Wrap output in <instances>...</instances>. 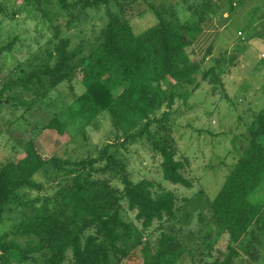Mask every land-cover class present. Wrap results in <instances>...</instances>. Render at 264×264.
<instances>
[{"label":"rangeland","instance_id":"1","mask_svg":"<svg viewBox=\"0 0 264 264\" xmlns=\"http://www.w3.org/2000/svg\"><path fill=\"white\" fill-rule=\"evenodd\" d=\"M189 1L192 8L201 2ZM163 2L171 10L180 4V0ZM51 3L52 25L32 3L0 0V96L11 100L0 104V166L23 156L22 147L29 137L45 160L58 157L74 162L87 157L96 158L105 144H111L109 154L124 164L132 182L148 180L153 184V190L172 192L175 201L172 217L155 220L148 228H143L135 218L136 210H130L126 201L120 200V215L130 225L131 233L129 236L121 233L118 246L125 254L112 253L110 264H144L145 259L150 262L162 234L172 236L182 250L174 264H219L228 255L226 247L229 240L228 235L216 225L210 204L246 147L245 135L255 120L253 115L264 107V44L254 40L258 30L255 33L247 26L256 18V7L260 16L264 15V0H250L242 13L228 20L227 27L225 21L220 22L225 28L211 56L204 61L203 69L214 66L216 74L228 71L223 85H210L206 83L208 78H199L202 82L187 102L176 101L168 111V120L162 119L165 124H172L175 159L183 164L181 173L191 182L189 188L163 180L160 157L151 150L146 138L123 141L112 128L105 112L88 125L71 113L74 96L82 94L88 85L79 71L80 60L99 43L100 31L107 19L104 6H101L80 11L78 20L67 25L70 11H61L54 0ZM127 6L123 11H119L114 4L110 8L130 23L134 33L138 34L157 22L147 7V1L138 0ZM184 9L183 6L178 9L180 22L197 23L196 16ZM210 17L207 15L201 23L205 24ZM55 31L59 32V38L69 39L70 50L81 48L73 61L79 71L73 81L60 82L54 88L33 82L27 88L11 85L17 78H23L24 73L54 65ZM239 33L243 36L237 35ZM247 41L256 43L247 46ZM3 47L9 50H1ZM214 59L219 62H214ZM254 76L260 81H255ZM173 83L166 79L163 88L169 90L174 87ZM123 88L112 87L113 95ZM166 111V107L162 106L154 112V116L160 118ZM58 115L66 122L64 134L47 127L51 119ZM151 130L153 132L155 127L152 126ZM260 141L264 144V137ZM105 164L100 162L84 172L90 171L93 181L105 183L120 194L123 185L119 173L115 169H105ZM71 169L74 170V167L54 170L50 165L45 166L33 176L37 187L20 189L17 199L8 204L1 214L0 236L7 235L17 241L21 249H25L28 242L32 246H43L42 250L29 255L30 260L38 264L49 255L44 242L14 232L23 229L36 215L72 214L71 200L65 195L74 176L69 173ZM92 233L94 230L89 229L83 235ZM257 235L259 242L252 240L249 234L245 236L240 245L252 242L254 249L250 248L245 253L238 246L239 252L233 258V264H264V238L262 233ZM61 264H73L70 249Z\"/></svg>","mask_w":264,"mask_h":264},{"label":"trees","instance_id":"2","mask_svg":"<svg viewBox=\"0 0 264 264\" xmlns=\"http://www.w3.org/2000/svg\"><path fill=\"white\" fill-rule=\"evenodd\" d=\"M63 12L70 11L66 22L70 25L78 20L80 11L104 6L106 24L100 31V41L93 51L80 60L81 77L88 85L86 90L73 98L71 113L85 125L90 124L101 113L109 116L114 131L121 135L123 141L146 138L151 150L160 157V171L164 181L191 187L181 169L183 164L176 160L175 140L171 137L172 124H165L168 111L176 101L183 104L199 88L200 79H207L210 85H223L228 73L216 74L214 66L203 69L204 59H197L191 48L201 32L202 19L207 15H216L214 0H201L199 6L192 8L189 0H180L178 8L172 10L165 0L147 1V7L156 17L157 22L136 34L127 20L120 18L111 10L114 4L118 10L128 8L127 4L138 0H54ZM32 3L37 11L53 23L51 0H22ZM229 10L232 0H227ZM191 11L197 23L180 22L178 9ZM52 7V6H51ZM181 11V10H180ZM57 43L54 47L55 63L41 69L24 73L12 81L11 85L25 88L31 82L49 87H56L60 82L71 83L75 78L77 66L73 61L80 54L81 48L69 49V39L59 38L55 31ZM1 50H9L3 47ZM212 47L206 51L208 57ZM218 63V59H214ZM78 71V72H79ZM115 76L112 78V75ZM225 76V77H224ZM202 77V78H201ZM224 77V78H223ZM200 78V79H199ZM166 79L173 81V88L165 90ZM124 88L113 95L112 87ZM11 101L0 96L2 102ZM165 106L167 111L156 118L154 112ZM254 121L248 127L246 147L227 176L222 188L211 202L216 225L227 235L228 255L219 264H233L238 255V246L249 234L252 240L259 242L258 235L264 238V109L253 115ZM55 116L47 125L58 134H64L66 122ZM155 130L152 132L151 127ZM111 144H105L96 158L87 157L71 162L67 159L51 157L45 160L29 137L22 147L23 156L0 166V218L5 207L17 198L22 188H36L33 176L45 166L54 170L73 166L74 174L67 186L65 195L71 200L72 214L42 217L36 215L16 235L35 237L42 240L49 255L41 264H61L68 249L72 251L73 264H110L111 254L124 255L118 246L121 233L129 236L130 225L120 215V200H125L130 210H136L135 218L143 228H148L153 221L172 217L174 195L170 191L153 190L148 180L132 182L126 168L115 156L109 154ZM105 162V169L119 173L123 185L117 194L105 183L93 181L91 172L95 164ZM254 227V228H253ZM94 233L86 236V230ZM28 246L21 249L19 243L0 236V264H38L30 260L29 255L43 249V246ZM254 249L253 243L241 246L245 253ZM182 250L176 240L162 234L151 261L144 264H174ZM255 256V255H254Z\"/></svg>","mask_w":264,"mask_h":264},{"label":"crops","instance_id":"3","mask_svg":"<svg viewBox=\"0 0 264 264\" xmlns=\"http://www.w3.org/2000/svg\"><path fill=\"white\" fill-rule=\"evenodd\" d=\"M249 1L250 0H232V4H231L232 5V11H231V13H229V6L227 3V0H214V6L217 9L216 15L211 16L209 19H206V23L202 24L201 32L198 35V37L196 38V40L194 41L192 48H191L194 56L197 59H200V60L204 59V61H205L209 57V56L205 57L207 49L209 47H212V49H213V47L217 46V43H216L217 39L221 36L223 28H225V26L224 25L222 26L220 24V22L223 23V21H225L226 27H227L228 20L233 15H238L239 13H242V11L247 6V3ZM263 7H264V3H263ZM254 12H255L256 18L253 21L251 20L252 23L249 22L248 23L249 25L247 24V26H249L250 29H253V31L255 33H256V29L258 30V32L256 33L257 37L255 36L254 40H258L261 44H264V15L262 17L260 16L261 13H260L258 7H256L254 9ZM237 35L243 36V33H239ZM253 37H251V38H253ZM244 40L246 41V39L243 38V41ZM250 43H251V41H249V42L247 41V43H246L247 46H248V44L252 46L256 42H252V44H250ZM229 78L230 77L227 76L228 80H229ZM253 78H255L254 79L255 81H258V82L260 81L258 77L254 76ZM227 79H226V81H227ZM250 79H252V77ZM233 81H235V80H233ZM257 88L260 89V87H257ZM263 109H264V107H263Z\"/></svg>","mask_w":264,"mask_h":264}]
</instances>
